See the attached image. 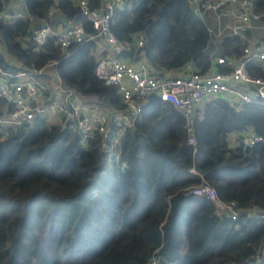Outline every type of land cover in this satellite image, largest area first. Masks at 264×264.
Listing matches in <instances>:
<instances>
[{
	"label": "trees",
	"instance_id": "trees-1",
	"mask_svg": "<svg viewBox=\"0 0 264 264\" xmlns=\"http://www.w3.org/2000/svg\"><path fill=\"white\" fill-rule=\"evenodd\" d=\"M79 1L23 0L27 15L0 22V35L24 66L58 60L57 72L79 95L122 107L118 89L96 75L95 42L64 49L51 37L37 48L32 39L48 24L62 30L80 23L94 32ZM87 1L91 9L103 2ZM125 2L111 32L152 74L212 67L215 45L189 0ZM8 4L0 0V11ZM253 6L264 12V0ZM139 36L143 47L135 44ZM246 45L241 36H227L216 50L238 59ZM0 67L10 69L1 52ZM248 69L264 77L257 64ZM6 104L0 98V112ZM193 129L195 145L182 112L149 96L123 137V168L102 152L99 134L83 142L69 122L38 117L16 130L0 127V264H148L153 256L161 264H264L263 220L245 214L233 220L208 198L188 193L200 183L197 171L223 201L264 211V105L211 97L196 108ZM249 129L263 141L244 146Z\"/></svg>",
	"mask_w": 264,
	"mask_h": 264
},
{
	"label": "built area",
	"instance_id": "built-area-1",
	"mask_svg": "<svg viewBox=\"0 0 264 264\" xmlns=\"http://www.w3.org/2000/svg\"><path fill=\"white\" fill-rule=\"evenodd\" d=\"M189 2L206 23L215 45L211 53L213 65L207 71L196 72L188 65L185 74L154 75L137 55L130 58L133 63L129 62V56L122 59L125 46L113 35L110 26L114 13L126 9L125 0H103L96 9H91L87 0H80L82 13L91 22L94 32L88 33L80 23L62 30L48 24L36 30L32 39L37 48L43 47L51 37H55L64 49L75 43L95 42L99 56L96 75L105 84L118 89L123 106L103 104L97 96H92L89 101L80 99L79 93L67 86L57 72L58 60L48 62L42 68L26 67L21 63L17 70L0 67V98L7 102L3 113L0 112V127L16 130L38 117L47 118L54 124L69 122L81 133L83 142L99 134L102 152L118 167L125 168L127 163L121 157L123 137L135 128L144 102L153 94L182 112L192 145L196 144L194 112L211 97L225 95L234 103L264 105V77L254 76L248 69V65L255 63L264 71V12L254 10L253 0ZM24 16L20 12L2 10L0 22H12ZM227 36H241L248 41L240 58L217 54L218 44ZM101 40L105 43L101 44ZM135 44L143 47L144 37L136 38ZM218 65L229 66L230 70L221 72L216 68ZM47 70L53 71L52 79L44 80ZM261 141L263 137L251 129L242 138L246 147ZM194 173L199 176L200 183L188 193L211 200L218 214H228L233 220L245 214L248 218L264 221V211L239 210L234 202H225L219 197L204 174ZM148 264L161 263L157 256H153Z\"/></svg>",
	"mask_w": 264,
	"mask_h": 264
},
{
	"label": "rangeland",
	"instance_id": "rangeland-1",
	"mask_svg": "<svg viewBox=\"0 0 264 264\" xmlns=\"http://www.w3.org/2000/svg\"><path fill=\"white\" fill-rule=\"evenodd\" d=\"M11 2H15L18 7L22 8V12L24 14L27 13L26 10L22 7L23 6L22 2H20L18 0H11ZM102 43L104 44L105 42L102 41ZM132 51H133V49L131 46H126L125 47V54L123 56H121L122 59L126 58L128 55L132 54ZM0 52L3 55L5 65L9 66L10 69H12V70H17L18 66L20 64V61L8 51V49L5 45V41L1 35H0ZM217 54H219V53H217ZM52 74H53L52 70H47L43 79L46 80L47 77L52 79ZM174 75H176L175 72H172L171 76H174ZM79 98L82 99L83 101L91 100L90 96L82 97L81 95H79Z\"/></svg>",
	"mask_w": 264,
	"mask_h": 264
},
{
	"label": "crops",
	"instance_id": "crops-1",
	"mask_svg": "<svg viewBox=\"0 0 264 264\" xmlns=\"http://www.w3.org/2000/svg\"><path fill=\"white\" fill-rule=\"evenodd\" d=\"M18 1H20V0H18ZM20 2H22V1H20ZM22 5H23V3H22ZM24 9H25V7H24V5L22 6ZM9 9V10H8ZM7 10L8 11H12V12H20V13H23L22 12V8H20V7H18L17 6V4L15 3V2H11V0H9V4H8V7H7ZM26 10V9H25ZM24 14V13H23ZM24 15H27V13H25ZM102 41L103 40H101V44H103L102 43ZM128 46H131V45H128ZM136 51H134V49H133V51H132V54H130V56H129V62H131V63H133L134 62V60L133 59H130V58H132V55L135 53ZM20 64H21V62H20ZM20 64H19V66H20ZM19 66H18V68H19ZM176 75H180L179 73H175ZM48 78V77H47ZM234 139H235V136H231L230 137V142L233 144L234 143Z\"/></svg>",
	"mask_w": 264,
	"mask_h": 264
}]
</instances>
